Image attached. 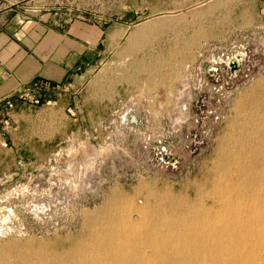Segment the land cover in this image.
<instances>
[{
	"label": "rangeland",
	"instance_id": "1",
	"mask_svg": "<svg viewBox=\"0 0 264 264\" xmlns=\"http://www.w3.org/2000/svg\"><path fill=\"white\" fill-rule=\"evenodd\" d=\"M59 3L113 36L59 103L26 101L32 108L15 119L13 104L0 125V258L12 263L37 262L25 254L33 247L68 246L116 198L196 202L237 104L264 93V0Z\"/></svg>",
	"mask_w": 264,
	"mask_h": 264
},
{
	"label": "bare ground",
	"instance_id": "2",
	"mask_svg": "<svg viewBox=\"0 0 264 264\" xmlns=\"http://www.w3.org/2000/svg\"><path fill=\"white\" fill-rule=\"evenodd\" d=\"M234 118L211 188L204 196L197 190L196 202L144 198L138 206L115 196L68 246L42 253L33 247L25 254L37 262L22 256L0 264H264V93L239 102Z\"/></svg>",
	"mask_w": 264,
	"mask_h": 264
},
{
	"label": "crops",
	"instance_id": "3",
	"mask_svg": "<svg viewBox=\"0 0 264 264\" xmlns=\"http://www.w3.org/2000/svg\"><path fill=\"white\" fill-rule=\"evenodd\" d=\"M30 3L39 8L25 10ZM59 4L0 0V100L14 104L13 119L32 108L26 101L56 100L68 86L86 79L101 61L103 40L113 36L107 27L74 10L64 12Z\"/></svg>",
	"mask_w": 264,
	"mask_h": 264
},
{
	"label": "built area",
	"instance_id": "4",
	"mask_svg": "<svg viewBox=\"0 0 264 264\" xmlns=\"http://www.w3.org/2000/svg\"><path fill=\"white\" fill-rule=\"evenodd\" d=\"M38 99L35 100V103L38 104ZM13 107V103L8 99L0 100V125L7 124V112Z\"/></svg>",
	"mask_w": 264,
	"mask_h": 264
}]
</instances>
